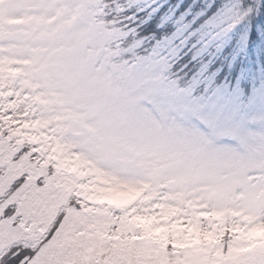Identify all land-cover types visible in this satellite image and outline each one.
Returning a JSON list of instances; mask_svg holds the SVG:
<instances>
[{
  "label": "snow or ice",
  "instance_id": "snow-or-ice-1",
  "mask_svg": "<svg viewBox=\"0 0 264 264\" xmlns=\"http://www.w3.org/2000/svg\"><path fill=\"white\" fill-rule=\"evenodd\" d=\"M0 264H264V0H0Z\"/></svg>",
  "mask_w": 264,
  "mask_h": 264
}]
</instances>
